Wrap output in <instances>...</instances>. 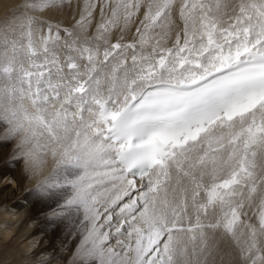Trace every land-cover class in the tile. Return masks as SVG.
Segmentation results:
<instances>
[{"label":"snow or ice","instance_id":"obj_1","mask_svg":"<svg viewBox=\"0 0 264 264\" xmlns=\"http://www.w3.org/2000/svg\"><path fill=\"white\" fill-rule=\"evenodd\" d=\"M64 2L0 22V143L51 161L26 201L62 250L264 264V0H82L64 28L32 15Z\"/></svg>","mask_w":264,"mask_h":264},{"label":"rangeland","instance_id":"obj_2","mask_svg":"<svg viewBox=\"0 0 264 264\" xmlns=\"http://www.w3.org/2000/svg\"><path fill=\"white\" fill-rule=\"evenodd\" d=\"M22 3H23V0L20 3H17L10 10H7L6 12H4L0 16V22H3L5 20V18L10 17L13 14L18 15L19 12H15L14 10L19 6V4H22ZM81 3H82V0H65L64 4L61 6L45 9L43 12L32 13V15H34L38 21H41V20L45 21L46 26H47V23H51L53 26L60 25L61 28L71 27L75 23V20L79 18V11H80ZM21 11H23V9H21ZM98 18L99 17L97 14L96 19H98ZM177 24H179L178 20H177ZM45 25H44V27L46 28ZM94 27H95V20L93 22V27L89 29V32H88L89 36L92 35V33L94 31ZM133 33H134V28H133ZM131 37H132V33H129L128 36L126 37V40H130ZM15 147H16L15 141H12L8 144L0 143V157H1L0 158V170H5L6 167L8 168L9 167L8 165L10 162L14 163L16 165L15 167H9L8 171L13 172L17 178L21 179V188H20V190H19L20 192L18 194L20 197H22V200L14 201V202H17V201L20 202L23 200L26 201V197H28L29 194L32 192V190L36 187V182L34 179H32L25 172L24 163H23L22 159L21 160H15V161L12 160V157L15 154ZM3 153H4V155H2ZM1 159H4V160H1ZM5 189H6V191H8V188H5ZM31 210L40 211V206L39 205H31ZM41 215H44V217L47 218V214H41ZM27 218H28V216H27ZM32 223L35 224V220ZM24 231L25 230L23 229V225H22V226H20V228L15 233L16 235L15 236L13 235L12 237H10L8 240H6L5 243L0 238V264H37V262H36L37 259L35 260V258L32 257V255L26 256V254L24 253L25 250H23V248H22L21 236L24 234ZM49 231L51 232L50 233L51 235L49 234V237H48V240H49V238H51L49 241L51 243L50 246H46V245H48V243H47V244H44L43 246L41 245L40 248L42 249V251L47 252L48 248L51 247L52 250L50 249V251H51L50 254H53L52 252H56V251L62 252L61 250H57V248L58 249L63 248V245L61 243V241L64 239L63 234L59 230L54 231L52 228H49V227H47V229L45 228L41 232V234L45 235V233L49 232ZM54 236H55V238L58 236H60V237L55 239ZM61 237H63V238H61ZM58 239H59V241H57ZM20 241H21V243H20ZM54 243H55V245H53ZM59 244L62 246H60ZM54 246H56L55 247L56 249L54 248ZM53 248H54V250H53ZM71 250H72L71 255L68 256L67 258L62 256V255H56V254H55V257L56 258L59 257L58 260L63 262V264H72L73 261H71V263L69 261L73 260L72 253L74 252L75 247L73 246L71 248ZM226 250L227 249H225V251ZM46 252H45L44 256H46V254H47ZM233 255H235V253H233ZM225 258L227 259V257H225ZM226 259H224L223 263L229 264V261ZM217 260H218L217 264H221L219 257H217ZM225 262H227V263H225ZM231 264H238V262L236 260H232Z\"/></svg>","mask_w":264,"mask_h":264},{"label":"bare ground","instance_id":"obj_3","mask_svg":"<svg viewBox=\"0 0 264 264\" xmlns=\"http://www.w3.org/2000/svg\"><path fill=\"white\" fill-rule=\"evenodd\" d=\"M21 1L22 0H0V16L7 10H10L11 8H13L17 3H20ZM2 155H4V153ZM1 160H4V159H1ZM8 168L6 167L5 170H0V238L1 240H3V242L5 243L6 240H8L10 237H12L13 235L15 236L16 235L15 233L17 232V230L20 228V226L23 225V229L25 231H24V234L21 236L22 243L21 241L20 243L22 244L23 250H25L24 253L26 254V256L32 255V257H34L35 260L37 259L36 260L37 264H63V262L58 260L59 258L58 256H57L58 258L55 257V254L62 255L67 258L68 256L71 255V252H72L71 248L75 245L76 241L68 242L67 250H62V249L57 248V250H61L62 252L55 250L56 252H52L53 254H50L51 247H49L47 252L45 251L47 253L46 256H44L45 252L42 251L40 246L41 245L43 246L44 244H47V243L48 245L46 246H50L51 244L49 242L51 238H49L48 240L49 234L51 232L50 231L46 232L45 235L41 234V232L45 228L47 229V227H45L44 225H45V221L48 219V216L46 218L44 217V215H41V214H46V213H43L41 210L40 211L31 210V205H29L27 201L23 200V201L18 202L19 200H22V197H20L18 194L21 188V179L17 178L13 172H9ZM5 188H8V191H6ZM16 200L18 201L14 202ZM34 220H35V224L32 223ZM57 241H59V239ZM53 245H55V243ZM56 246H54V248ZM226 260L229 261V258L227 257ZM71 261L73 260H70L69 262L71 263Z\"/></svg>","mask_w":264,"mask_h":264},{"label":"clouds","instance_id":"obj_4","mask_svg":"<svg viewBox=\"0 0 264 264\" xmlns=\"http://www.w3.org/2000/svg\"><path fill=\"white\" fill-rule=\"evenodd\" d=\"M18 143V141H17ZM46 160V163H42L39 168H37L30 160L24 161V170L25 172L35 180L36 185L39 184L44 180V178L49 174L51 171V161L48 160L46 157L43 158Z\"/></svg>","mask_w":264,"mask_h":264}]
</instances>
